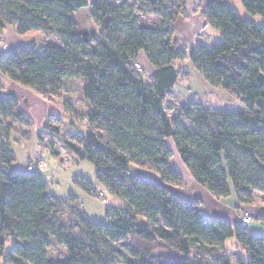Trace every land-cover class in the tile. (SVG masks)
Here are the masks:
<instances>
[{
  "label": "trees",
  "instance_id": "obj_1",
  "mask_svg": "<svg viewBox=\"0 0 264 264\" xmlns=\"http://www.w3.org/2000/svg\"><path fill=\"white\" fill-rule=\"evenodd\" d=\"M138 2L0 0V37L11 27L20 36L47 38L41 48L0 52V72L51 101L62 97L67 82H82L88 134L65 146L91 161L103 186L124 204L107 209L108 226L91 222L77 205L50 194L40 172H13L8 139L18 129L6 121L20 122L25 113L16 91L0 95V264H264V236L241 221L209 219L202 201L176 195L186 182L172 166L169 145L214 199L235 195L240 206L252 207L264 194V27L243 19L228 0H212L205 23L220 41L188 51L176 34L187 0ZM241 2L264 19V0ZM88 7L99 38L77 21ZM143 54L155 70L151 78L140 64ZM187 61L246 110L191 102L170 116L166 103ZM75 184L95 193L83 178ZM255 220L264 225V213ZM230 239L243 254L226 247ZM53 247L64 257L53 258Z\"/></svg>",
  "mask_w": 264,
  "mask_h": 264
},
{
  "label": "rangeland",
  "instance_id": "obj_2",
  "mask_svg": "<svg viewBox=\"0 0 264 264\" xmlns=\"http://www.w3.org/2000/svg\"><path fill=\"white\" fill-rule=\"evenodd\" d=\"M88 1L91 3V0ZM129 1L135 4L139 3L138 0ZM228 2L237 10L243 19L252 18L258 26L264 27V19L259 16L252 17L244 9L241 0H228ZM199 19L198 15L194 19V22L190 24L192 26H189L186 31L178 27L177 36L184 45V48L188 51L196 48L199 44H206L212 47L220 41V33L210 29L206 23L202 27V30L203 35L209 37L208 40H197L192 38L194 32L199 29ZM77 21L83 32L99 38V28L93 20L90 7L80 11ZM186 32L189 37H186ZM28 39L32 42L30 46L41 48L45 44L46 37L42 33H33ZM3 41L7 43L4 39ZM143 70L146 78H151L153 69L149 66V69L143 68ZM180 77V82L171 93L166 103L170 116H176V109L181 104L183 105L191 102L202 103L214 110L230 109L236 112H244L246 110L244 104H242L233 93L220 88H214L205 82L203 76L193 68L189 61L186 62V67H180ZM0 86V95L2 96L12 91L17 92L18 101L25 113L24 119L20 122L13 119H8L6 121V123L15 124L18 129L14 130L8 139L10 147L15 154V162L11 170L13 172L28 173V166L31 161L45 162L48 168L42 170L40 174L48 183L50 194L65 200L67 203L77 205L80 212L89 221L108 226L110 224V219L107 216V209L111 206L123 207V202L112 196L103 186L96 173L95 166L91 161L80 160L76 154L68 151L65 146V141L76 144L78 139L75 137H83L88 134L85 121L81 120L83 119V117H81L84 114L83 112L87 110V104L81 100L82 82H67L62 97L53 99L52 101L41 98L32 90L14 86L1 72ZM11 86L12 89H10ZM76 114L78 116H76ZM46 126L49 127L47 128ZM51 128H58L60 135L53 132ZM170 146L174 154L172 166L175 169H180L186 182V187L181 190L187 191L192 187V182L188 180L190 179L189 174L179 156H177L172 142ZM51 147L58 153V156L52 153ZM76 178H83L90 183L95 193L90 194L76 185ZM100 194L104 195V199L99 198ZM256 197L252 207H241L246 208L251 215V225L248 227L252 230H254V227H259L258 224L260 223L257 222L255 218L264 210V194L258 193ZM207 204L208 203L205 202V205H203L204 214L207 218L212 219L214 216H221V214L226 218L229 217L231 219L233 217V215H231V207L229 206L221 208V211L216 213L217 215H210L207 211ZM242 213L243 210L240 209V221ZM68 215H65V220ZM123 245L130 246V249H132L129 242H124ZM226 247L238 254H243L241 250L235 246V239L228 240L226 242ZM64 255L65 251L61 247L52 248L51 256L53 258H62ZM211 264L219 263L211 262Z\"/></svg>",
  "mask_w": 264,
  "mask_h": 264
},
{
  "label": "crops",
  "instance_id": "obj_3",
  "mask_svg": "<svg viewBox=\"0 0 264 264\" xmlns=\"http://www.w3.org/2000/svg\"><path fill=\"white\" fill-rule=\"evenodd\" d=\"M211 1L212 0H187L186 13L179 20V22L176 25V34L178 33V27L181 29H184L186 31L189 26H192L190 24H192L194 22V19L199 15V18H200L199 19L200 23H198L199 29H197L194 32V34L192 35V38H195L197 40H204V39L208 40L209 37H206L203 35L202 27L204 26L205 21H206L205 11H206L208 5L211 3ZM31 34H33V33H31ZM31 34H29L27 36H20L15 32V30L13 28L8 27L3 31L1 37L10 45L11 49L28 48V47H30V44H32V42H30V39H28V37L31 36ZM209 36H210V34H209ZM186 37H189L187 32H186ZM46 41H47V38L45 40V43H46ZM140 64L143 66L144 69H149V66L152 68V66L150 65V63L148 62V60L146 59L144 54L140 56ZM154 73H155V70L153 69V74ZM170 144H171V141H169V145ZM177 170L179 172H181L180 169H177ZM186 171L189 174L190 179H188V180H189V182H192V185H191L192 187H190V189L187 191L177 189L175 191V193L179 198H181L182 200L187 201V202H192L194 200H200L203 202V205H205V202L208 203L207 204V206H208L207 211H208V213H210V215H217L216 213H219V211H221V208H223V207L226 208V206H229V207H231V211H232L231 215H233V217L231 219L229 217L228 218L224 217L222 214L219 217L214 216L212 219L225 218V219H228L233 224H237L240 222V217H239L240 209H242L243 211H248V210L246 208H241L243 206L239 205L235 195H232L229 199L218 201V200L214 199L210 195L209 192H207L205 189H203L199 185H197L194 182L191 174L188 172L187 169H186ZM181 174H182V172H181ZM203 212H204V210H203ZM262 213H264V210L262 212H260L259 215ZM260 224H258L259 227H254V230L257 232H255L254 230H252L249 227L252 234L258 235V236H264V225H262V224L260 225ZM250 225L251 224H249L248 226H250Z\"/></svg>",
  "mask_w": 264,
  "mask_h": 264
},
{
  "label": "built area",
  "instance_id": "obj_4",
  "mask_svg": "<svg viewBox=\"0 0 264 264\" xmlns=\"http://www.w3.org/2000/svg\"><path fill=\"white\" fill-rule=\"evenodd\" d=\"M207 28V27H206ZM10 45L8 43H4L3 39L0 37V52L5 53L10 51ZM137 68H139V65H136ZM48 168V165L43 161H31L28 166L29 172H41L42 170H45ZM99 198L104 199V195L100 194ZM251 215L248 211H243L241 222L245 225L250 224L251 222Z\"/></svg>",
  "mask_w": 264,
  "mask_h": 264
},
{
  "label": "water",
  "instance_id": "obj_5",
  "mask_svg": "<svg viewBox=\"0 0 264 264\" xmlns=\"http://www.w3.org/2000/svg\"><path fill=\"white\" fill-rule=\"evenodd\" d=\"M10 89H12V86L10 87ZM10 89H9V90H10Z\"/></svg>",
  "mask_w": 264,
  "mask_h": 264
}]
</instances>
